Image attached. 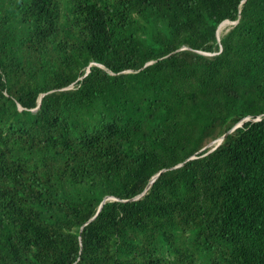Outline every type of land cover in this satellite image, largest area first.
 <instances>
[{"label":"trees","instance_id":"obj_1","mask_svg":"<svg viewBox=\"0 0 264 264\" xmlns=\"http://www.w3.org/2000/svg\"><path fill=\"white\" fill-rule=\"evenodd\" d=\"M261 262L264 0H0V264Z\"/></svg>","mask_w":264,"mask_h":264},{"label":"water","instance_id":"obj_2","mask_svg":"<svg viewBox=\"0 0 264 264\" xmlns=\"http://www.w3.org/2000/svg\"><path fill=\"white\" fill-rule=\"evenodd\" d=\"M239 21H237V22H229L230 24H233V25H236L237 23H238ZM225 23V22H224ZM223 24V23H222ZM221 24V25H222ZM220 25V26H221ZM220 28V27H219ZM217 35H218V38H220V36H219V29H218V33H217ZM149 64H151V63H148L147 65H149ZM41 106V100H39V104H38V107H37V109L39 108ZM20 109H22L21 107H20ZM239 126H241V125H238L237 127H239ZM237 127H235L234 129H236ZM234 129H232L229 133H231ZM228 133V134H229ZM228 134H225L223 137H221L220 139H218L217 141H215V142H212L210 145H208V147H212L213 145H214V147H213V149L210 151V152H212V151H214L222 142H223V140H224V138L228 135ZM193 158H195V157H193ZM193 158H191V159H193ZM182 165H179V166H177V167H175V168H179V167H181ZM160 174V173H159ZM159 174H157L154 178H153V180H152V182L149 184V186L147 187V189H149L150 188V186L152 185V183L156 180V178L159 176ZM146 189V190H147ZM139 197H141V196H139ZM138 197V198H139ZM137 198V199H138ZM107 200H109L108 198H106L104 201H103V203H102V205L100 206V209H101V207L103 206V204L107 201Z\"/></svg>","mask_w":264,"mask_h":264},{"label":"rangeland","instance_id":"obj_3","mask_svg":"<svg viewBox=\"0 0 264 264\" xmlns=\"http://www.w3.org/2000/svg\"><path fill=\"white\" fill-rule=\"evenodd\" d=\"M233 24H227V26H225V28L222 30L220 36H223L231 27H232ZM210 145V144H209ZM214 146V145H213ZM212 146V148H213ZM211 147V146H210Z\"/></svg>","mask_w":264,"mask_h":264},{"label":"bare ground","instance_id":"obj_4","mask_svg":"<svg viewBox=\"0 0 264 264\" xmlns=\"http://www.w3.org/2000/svg\"><path fill=\"white\" fill-rule=\"evenodd\" d=\"M227 24H229V23H227ZM227 24H224L221 28H220V30H219V35L221 34V32H222V30L225 28V26H227ZM236 26V25H235ZM260 262V261H259ZM263 262V261H262ZM261 262V263H262ZM263 264V263H262Z\"/></svg>","mask_w":264,"mask_h":264},{"label":"clouds","instance_id":"obj_5","mask_svg":"<svg viewBox=\"0 0 264 264\" xmlns=\"http://www.w3.org/2000/svg\"><path fill=\"white\" fill-rule=\"evenodd\" d=\"M247 120H250V118H248ZM256 120H260V117L258 118V119H256ZM241 125V124H240Z\"/></svg>","mask_w":264,"mask_h":264}]
</instances>
